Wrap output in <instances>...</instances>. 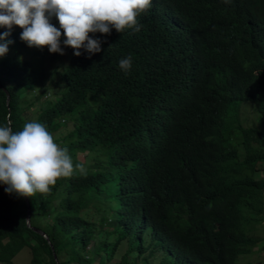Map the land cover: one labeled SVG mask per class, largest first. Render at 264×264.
<instances>
[{
    "label": "trees",
    "instance_id": "trees-1",
    "mask_svg": "<svg viewBox=\"0 0 264 264\" xmlns=\"http://www.w3.org/2000/svg\"><path fill=\"white\" fill-rule=\"evenodd\" d=\"M138 20L90 32L103 41L91 58L65 47L51 73L13 26L0 126L39 121L74 167L27 196L54 251L25 196L0 185V264L25 247L32 264H242L264 246L251 226L264 221V0H152ZM247 103L257 125L242 123Z\"/></svg>",
    "mask_w": 264,
    "mask_h": 264
},
{
    "label": "clouds",
    "instance_id": "clouds-1",
    "mask_svg": "<svg viewBox=\"0 0 264 264\" xmlns=\"http://www.w3.org/2000/svg\"><path fill=\"white\" fill-rule=\"evenodd\" d=\"M151 3L152 0H0V26L8 28L0 33V57L7 55L13 43L8 37L13 26L18 25L23 29L20 39L29 47L39 46L42 50L48 46L50 53L64 55V48L70 46L77 57L83 54V48L91 58L102 51L103 41L90 37V32L110 35L113 27L118 32L129 27L139 32L142 25L138 13L142 15ZM53 17H58L66 33L62 42L61 30L50 23ZM132 66L131 55L119 61L125 74ZM67 152L68 148L58 146L46 125L37 120L25 122L20 131H13L10 124L0 126V182L6 185L9 195L47 192L59 177L72 173L74 165ZM75 167L83 171L82 165Z\"/></svg>",
    "mask_w": 264,
    "mask_h": 264
},
{
    "label": "rangeland",
    "instance_id": "rangeland-1",
    "mask_svg": "<svg viewBox=\"0 0 264 264\" xmlns=\"http://www.w3.org/2000/svg\"><path fill=\"white\" fill-rule=\"evenodd\" d=\"M27 58H32L33 55H43L47 59L46 70L51 73L55 70V67H60L62 70V61H68V56L65 53L60 55L59 53H50L48 48H41L39 46L32 48L31 50L25 51L24 53ZM51 80V79H50ZM51 86V85H50ZM260 113L255 109L252 104H245L241 108V120L242 123L247 125H257V120L260 118ZM31 117V114H28ZM87 157L88 160L91 159L90 155L87 153H79L77 158L84 159ZM261 170L264 171V162L259 166ZM251 226L255 228V233L258 236L264 237V221L259 223H252ZM263 244V242H262ZM260 245V244H259ZM244 258V256H243ZM242 258V259H243ZM15 264H32V253L30 248L25 247L14 259ZM242 264H264V246H258L256 252L253 255L247 256V258L242 262Z\"/></svg>",
    "mask_w": 264,
    "mask_h": 264
},
{
    "label": "water",
    "instance_id": "water-1",
    "mask_svg": "<svg viewBox=\"0 0 264 264\" xmlns=\"http://www.w3.org/2000/svg\"><path fill=\"white\" fill-rule=\"evenodd\" d=\"M0 89H2V90L5 91V93L7 95V104H9L10 103V99H11L10 93L8 92V90H6L1 85H0ZM0 185L3 186V187H6V185H4L1 182H0ZM25 200H26V203H27V215H26V223H27V226L30 227L35 232L41 234L43 237L47 238L48 241L51 243V238H50L49 234L45 230H43V229H41L39 227H35V226L32 225V223H31V207H30L29 198L27 196H25ZM51 245H52V249L54 251V246H53L52 243H51ZM54 255H55V261H56V263L59 264V261L57 259V255L56 254H54Z\"/></svg>",
    "mask_w": 264,
    "mask_h": 264
}]
</instances>
